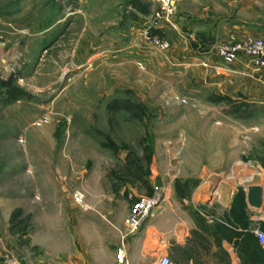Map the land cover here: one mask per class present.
Returning a JSON list of instances; mask_svg holds the SVG:
<instances>
[{"label": "rangeland", "instance_id": "1", "mask_svg": "<svg viewBox=\"0 0 264 264\" xmlns=\"http://www.w3.org/2000/svg\"><path fill=\"white\" fill-rule=\"evenodd\" d=\"M202 1L174 4L194 17ZM162 12L158 0H0V264H90L78 254L113 237L107 203L127 211L170 186L188 199L203 168L264 179V99L218 85Z\"/></svg>", "mask_w": 264, "mask_h": 264}, {"label": "crops", "instance_id": "2", "mask_svg": "<svg viewBox=\"0 0 264 264\" xmlns=\"http://www.w3.org/2000/svg\"><path fill=\"white\" fill-rule=\"evenodd\" d=\"M262 1L260 6L246 1L240 7L236 0H203L201 12L194 17L190 16L187 3H176L171 23L181 36L184 37L182 32L188 36L183 50L201 57L204 70L213 73L218 85L233 84L253 99H264V71L255 73L247 61L226 66L219 61L216 48L233 33L264 38ZM162 27L161 21L155 31L161 32ZM237 166L240 165L233 163L228 166L229 172L223 173L203 168L202 174L196 176L198 186L188 199L176 201L174 188L165 187V200L134 231L127 224L132 208L116 213L107 203L105 217L113 237L97 241L89 261L78 254L80 261L121 264L117 252L123 248L128 264H156L163 254L170 255L178 264H264V249L254 234L257 228L264 231V205L256 209L248 201V187H264V179L243 184L236 180L243 172ZM164 180L174 183L173 178L162 176L161 187ZM133 191L131 195H135L136 201L139 195ZM184 205L189 213L184 211Z\"/></svg>", "mask_w": 264, "mask_h": 264}, {"label": "built area", "instance_id": "3", "mask_svg": "<svg viewBox=\"0 0 264 264\" xmlns=\"http://www.w3.org/2000/svg\"><path fill=\"white\" fill-rule=\"evenodd\" d=\"M163 5V14H172L173 6L177 0H158ZM161 17V13H158ZM145 40L152 43L160 50H167L170 47L169 41L151 34L148 30L143 33ZM217 54L226 66H234L241 61H247L252 66L254 72L264 71V38L253 36H240L236 33L229 35L226 39L220 42L216 48ZM74 201L87 207L86 192L82 188H76L73 192ZM165 200V193L162 188H158L153 195H142L133 205L130 215L127 219V224L132 228V231L138 229L143 221L149 217L153 210L161 205ZM259 244L264 249V231L260 228L254 230ZM118 262L128 264L126 252L123 248L117 252ZM156 264H178L168 254H163L159 257Z\"/></svg>", "mask_w": 264, "mask_h": 264}, {"label": "water", "instance_id": "4", "mask_svg": "<svg viewBox=\"0 0 264 264\" xmlns=\"http://www.w3.org/2000/svg\"><path fill=\"white\" fill-rule=\"evenodd\" d=\"M248 201L252 207L261 209L264 205V187L262 185H250L248 187Z\"/></svg>", "mask_w": 264, "mask_h": 264}, {"label": "trees", "instance_id": "5", "mask_svg": "<svg viewBox=\"0 0 264 264\" xmlns=\"http://www.w3.org/2000/svg\"><path fill=\"white\" fill-rule=\"evenodd\" d=\"M135 6L137 7L138 5L137 4H135ZM139 7V6H138ZM140 9H143L142 7H140ZM189 182H191V181H189Z\"/></svg>", "mask_w": 264, "mask_h": 264}]
</instances>
